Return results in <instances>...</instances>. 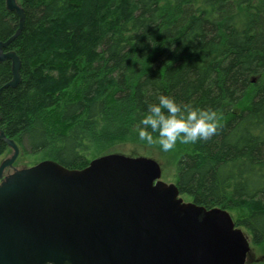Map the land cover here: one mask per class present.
Returning <instances> with one entry per match:
<instances>
[{
    "label": "trees",
    "instance_id": "trees-1",
    "mask_svg": "<svg viewBox=\"0 0 264 264\" xmlns=\"http://www.w3.org/2000/svg\"><path fill=\"white\" fill-rule=\"evenodd\" d=\"M23 28L0 61V131L21 152L83 169L136 128L159 95L215 111L185 143L176 185L234 214L264 243V0H18ZM19 17L0 0V42ZM157 133H153L154 141ZM9 150L0 140V156ZM256 264V263H250Z\"/></svg>",
    "mask_w": 264,
    "mask_h": 264
},
{
    "label": "water",
    "instance_id": "water-1",
    "mask_svg": "<svg viewBox=\"0 0 264 264\" xmlns=\"http://www.w3.org/2000/svg\"><path fill=\"white\" fill-rule=\"evenodd\" d=\"M19 28L0 42V61L10 60L16 87L22 66L4 52L23 28L18 0H6ZM13 153L0 175L20 154ZM160 165L147 157L109 154L83 169L44 160L14 168L0 186V264H246L250 241L229 211L207 209L180 197L161 180Z\"/></svg>",
    "mask_w": 264,
    "mask_h": 264
},
{
    "label": "clouds",
    "instance_id": "clouds-1",
    "mask_svg": "<svg viewBox=\"0 0 264 264\" xmlns=\"http://www.w3.org/2000/svg\"><path fill=\"white\" fill-rule=\"evenodd\" d=\"M216 112L185 105L183 110L173 98L159 95L158 102L148 105L147 112L138 122L136 133L140 140L151 144L153 133L163 151L172 149L177 140L194 143L207 139L217 129Z\"/></svg>",
    "mask_w": 264,
    "mask_h": 264
},
{
    "label": "rangeland",
    "instance_id": "rangeland-1",
    "mask_svg": "<svg viewBox=\"0 0 264 264\" xmlns=\"http://www.w3.org/2000/svg\"><path fill=\"white\" fill-rule=\"evenodd\" d=\"M155 141L151 144L142 140L119 142L113 145L112 147H110L107 151V154L104 155L121 154L130 157L151 158L155 160L161 167V171H162L161 180L167 184H176V174H177L176 164L179 154L182 153L183 148L181 145H185V143H181L179 140H177L175 146L172 149L168 151H163L160 145ZM12 153H13L12 149L9 148V150L5 154L1 155L0 165L6 158L10 157ZM44 160L46 159H44L43 156H34L32 154L24 155L20 149V154L16 159V161L14 162L13 166L5 168L4 171H6L7 173L8 172L12 173L14 171V168L17 169L29 168L34 165H37L38 163ZM4 171L2 172V174L4 173ZM180 197L185 202H191V200L187 196L180 195ZM229 213L231 214L234 221L239 216V214H234L231 211ZM239 228H241L245 232V234L248 236V239L250 241V251L247 255L246 264H250V263L264 264V243L262 245L254 244L250 233L243 227H239Z\"/></svg>",
    "mask_w": 264,
    "mask_h": 264
},
{
    "label": "flooded vegetation",
    "instance_id": "flooded-vegetation-1",
    "mask_svg": "<svg viewBox=\"0 0 264 264\" xmlns=\"http://www.w3.org/2000/svg\"><path fill=\"white\" fill-rule=\"evenodd\" d=\"M13 173V172H12ZM12 173H10V172H6V171H4V173L1 175V177H0V186L1 185H3V184H5L6 182H7V180H8V178H9V176H10V174H12ZM1 190V189H0Z\"/></svg>",
    "mask_w": 264,
    "mask_h": 264
},
{
    "label": "bare ground",
    "instance_id": "bare-ground-1",
    "mask_svg": "<svg viewBox=\"0 0 264 264\" xmlns=\"http://www.w3.org/2000/svg\"><path fill=\"white\" fill-rule=\"evenodd\" d=\"M7 41V40H6Z\"/></svg>",
    "mask_w": 264,
    "mask_h": 264
}]
</instances>
